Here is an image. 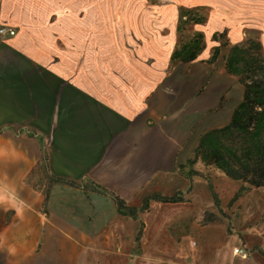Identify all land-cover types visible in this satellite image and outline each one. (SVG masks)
Segmentation results:
<instances>
[{
	"label": "crops",
	"instance_id": "0c3cea01",
	"mask_svg": "<svg viewBox=\"0 0 264 264\" xmlns=\"http://www.w3.org/2000/svg\"><path fill=\"white\" fill-rule=\"evenodd\" d=\"M49 1L0 0V27L17 29L0 34V264H264V188L239 194L244 182L201 161L195 170L211 178L187 176L201 134L229 122L244 94L225 67L229 46L209 61L218 42L205 31L199 57L173 63L176 44L156 76L116 42L87 67L89 25L52 18ZM236 23L230 44L251 30L264 45V20ZM78 74L89 76L86 86L67 77ZM45 152L55 175L92 179L130 205L154 193L186 199L153 200L139 244V221L99 192L56 183L45 204L27 183ZM205 210L224 211L231 231L227 217L204 224Z\"/></svg>",
	"mask_w": 264,
	"mask_h": 264
},
{
	"label": "trees",
	"instance_id": "16d2710c",
	"mask_svg": "<svg viewBox=\"0 0 264 264\" xmlns=\"http://www.w3.org/2000/svg\"><path fill=\"white\" fill-rule=\"evenodd\" d=\"M208 12L201 14L196 8L183 7L180 16V31L184 32L193 23H206ZM227 32H216L213 39L218 42L214 47L209 61L215 59L222 48L229 46L224 55L227 71L234 75L243 85L244 94L231 115L229 122L219 127H212L204 131L198 145L193 150L189 159L191 168L187 171L191 184L197 178H207L204 172L197 171L192 166L194 162L201 161L208 169L219 171L233 180L242 181L245 185L239 190V194L250 188H264V45L259 38L248 35L240 44H230L226 38ZM206 48L205 33L195 31L191 37L182 40L176 45L171 54V61L190 62L200 56ZM50 158L45 152L37 165L27 176V183L40 190L45 196V204L49 201L53 184H69L87 191H96L108 196L116 202L117 211L123 215H129L139 221L136 241L141 244L145 222L141 215L147 211L153 200L158 202H180L186 199L181 191L171 195L150 194L146 196L141 206L130 205L116 192L108 189L92 179L86 181L61 178L50 169ZM39 170L47 184L41 186L32 182V174ZM191 187L188 189L190 190ZM214 188V187H213ZM219 206V198L214 195ZM215 213L205 210L202 213V222H219L225 217L229 219L228 229L231 231L232 222L230 216L219 210ZM174 225L170 228L173 230ZM175 235V233H174ZM138 244V245H139Z\"/></svg>",
	"mask_w": 264,
	"mask_h": 264
},
{
	"label": "rangeland",
	"instance_id": "374dc122",
	"mask_svg": "<svg viewBox=\"0 0 264 264\" xmlns=\"http://www.w3.org/2000/svg\"><path fill=\"white\" fill-rule=\"evenodd\" d=\"M53 1L48 3V7L54 5L52 18L77 19L89 25L88 43L85 45L87 67H96L95 65L99 64L102 46L116 49L118 45L112 43L122 42L125 45L121 44L119 47H124L127 51L131 50L130 54L139 55L141 61L145 60L146 63L155 65L156 76L167 72L169 54L175 45L191 37L195 31L210 33L207 41L212 42L216 32L226 31V38L229 39V27L234 26L236 22H255V18L264 20V0ZM183 7L196 8L201 14L208 12L206 23H193L181 32L179 25ZM246 27L248 26L238 27V30H244ZM247 35H254L261 40L260 33L256 31H247ZM61 44L66 45L65 42ZM67 77L74 78L85 86L89 78L86 74ZM195 165L196 162L192 164L193 167ZM207 177L211 178L209 174ZM31 178L33 183L41 186L47 184L38 169Z\"/></svg>",
	"mask_w": 264,
	"mask_h": 264
},
{
	"label": "built area",
	"instance_id": "2783aa9c",
	"mask_svg": "<svg viewBox=\"0 0 264 264\" xmlns=\"http://www.w3.org/2000/svg\"><path fill=\"white\" fill-rule=\"evenodd\" d=\"M16 28L12 27V26H8V25H4L0 27V34H7V35H14L16 33ZM190 243L194 246L196 245V241L191 239ZM234 253H238L241 254L243 257H247L248 256V251L244 248H235L234 249Z\"/></svg>",
	"mask_w": 264,
	"mask_h": 264
}]
</instances>
